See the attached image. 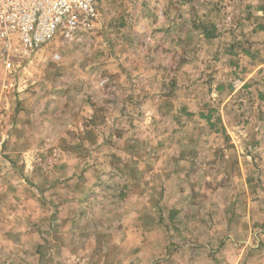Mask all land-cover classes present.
<instances>
[{
	"label": "rangeland",
	"instance_id": "rangeland-1",
	"mask_svg": "<svg viewBox=\"0 0 264 264\" xmlns=\"http://www.w3.org/2000/svg\"><path fill=\"white\" fill-rule=\"evenodd\" d=\"M187 4L193 6L191 3ZM167 6V0H100L95 17L87 26L81 27L71 40L64 41L57 35L44 45L36 56L18 66L14 73L8 74L3 68L4 79L5 81L14 79L16 85L23 79L24 86L33 91L53 92L56 88L59 90L63 87L64 90H71L79 95L77 99L73 98L71 103L78 104L79 101L81 106H86L83 96L89 95L91 97L89 104L95 105L94 111L97 113L92 114L96 118L95 121L105 120L106 124L108 122L105 130L93 127L92 132L107 134V140L104 137L99 138V141L104 139L106 143L100 147L99 152L90 149L87 153L88 147L82 142L79 150L86 156L96 152L99 158L95 163L96 169L107 168L110 171L116 169L115 165L105 162L102 158L109 155L118 159V155L122 157L123 153L127 152L130 162L126 167L132 170L140 167L144 173L143 181L147 182L142 194L144 205H148L146 199L151 197L149 205H159L158 203L188 205L185 206L186 215L179 216L180 222L176 220L180 225L188 222L190 214L198 213L197 216L200 214L204 216L197 205H209L210 208H215L212 205H233L232 215L241 220L240 224L236 225L235 234H238L237 232L242 234L243 230L247 232L249 229L251 233L264 234L263 68L255 67L245 57H241L243 60L237 65L236 55L234 57L231 54L223 55L224 53L222 61L214 62L213 48L220 43L216 40L211 43L213 44L211 47H207L209 48L207 61L199 66L197 65V61H200L199 54L205 48L197 47L198 44L192 34L188 35L190 37L187 40L188 44L181 40L178 47V43L174 42L152 43V33L148 32L149 28L147 30L148 25L152 24L150 18L156 11L166 9ZM213 6L215 8V5ZM207 29L210 30L209 26ZM223 38L225 39L223 43L227 45L223 49L231 50L232 39L229 35L227 37L223 35ZM192 43L196 46L192 47ZM169 48H177L175 57L167 52ZM252 53L257 52L252 50ZM55 55L58 58H55ZM14 83L7 88L5 87L7 82H4L0 88L11 89L15 87ZM49 99L52 97L46 100L47 103H50ZM71 103L63 104L62 101L58 104L59 107L70 105L60 121L73 120L75 123L91 121L84 118L83 114L77 116L70 113ZM53 105L56 106V103ZM59 110L63 112V108ZM201 114L210 115L215 128L223 129V133L215 134V130H209L206 121L200 117ZM46 119L49 122H56L55 109ZM201 127L199 136L201 138L204 136V142L200 150L204 147L208 155L206 171L201 165L200 175L206 173L203 181L207 185L202 187L201 193L193 194L185 184L186 179L192 181L194 178L191 174L186 178L185 174L188 173L190 164L196 163L185 159L177 163L173 161V156L176 157L178 151L181 157L185 154L187 133L194 130L196 137V129ZM82 130L80 128L76 132L77 138L84 142ZM217 140L221 144L218 149L214 146ZM37 150H40L39 147L34 150L32 156L38 153ZM43 150L52 153L54 147H45L41 149ZM200 150L192 149V152L198 153ZM140 155L145 157L132 161V157L135 160L136 156ZM48 158L50 159V154ZM48 164L51 166L50 162ZM81 165L85 169L87 163ZM22 166L18 167L23 168ZM176 170L180 171L174 175ZM120 182V178L111 180V184ZM159 185H164L166 187L164 190L169 191L170 197L165 204L163 197L165 192H159ZM180 187L182 191L178 193ZM151 188L154 189V195ZM80 191L84 192L83 187ZM128 193L130 195L128 197L133 198L128 204L135 205L136 194L131 193L138 192L136 189H129ZM104 194L107 195L104 205L115 204V197L110 191H105ZM10 197L11 205H24L21 202L24 199L23 195L17 196L13 193ZM6 198L8 199L7 196H0V201ZM81 201V205H84L85 199L81 198ZM81 212L86 213L82 206ZM229 212L230 209L222 218L226 219ZM85 216L81 217L79 243L77 246L73 245L76 246L77 252L71 254V258L64 259L71 264H94L99 258L95 251L104 248L95 247L93 238L89 241L91 236L85 232L84 227H89L91 233L93 222L92 226L89 222L84 226ZM8 217L9 210L5 206L0 208V264H39L40 258L37 260V257L26 254L31 249L29 244L33 242L23 240L8 242L3 236L31 232L41 236L45 228L38 224L28 226L32 227V230L27 229V226H20L25 218L22 210H15L14 215L10 219ZM14 221L18 225H9ZM105 227L108 234L117 232L115 223H111L110 226L107 224ZM46 229L53 235L54 242L46 243L53 253H56L55 249L58 248L56 244H60V248L65 244L64 249L69 251V247L72 246L68 241L61 243L54 239L56 231L54 222L53 224L49 222ZM243 240L245 239L241 238V241ZM165 242L166 240L159 244L163 245ZM115 244L110 241L105 248H116ZM243 244L241 242V245ZM177 245L180 247L181 244ZM12 250L18 252L17 258L8 259L10 258L8 253H12ZM53 253L50 252V257L44 258L45 262L59 264L60 260H56Z\"/></svg>",
	"mask_w": 264,
	"mask_h": 264
},
{
	"label": "crops",
	"instance_id": "crops-1",
	"mask_svg": "<svg viewBox=\"0 0 264 264\" xmlns=\"http://www.w3.org/2000/svg\"><path fill=\"white\" fill-rule=\"evenodd\" d=\"M167 3L166 9L156 11V14L150 18L152 24L148 25L147 30L149 28L148 32L152 33V43L174 42L178 43V47L181 45V40L188 44L187 40L190 38L188 35L192 34L198 44L197 47L206 50H202L199 54L201 62L197 61V65L200 66L207 61L209 54L207 47H211L213 45L211 43L216 40L220 43L215 49L213 48L214 62L218 63L222 61L223 55L231 54L234 57L237 56V65L243 60L241 57H245L248 62L255 67H262L264 71V0H217V2L213 0H167ZM208 26L215 29V37L205 40L201 29ZM223 35L226 37L229 35L232 39L233 49L232 47L229 51L223 49L227 47L223 43L225 41ZM193 46L196 45L192 43ZM168 50L170 52H167L171 53L170 56H176L177 48ZM252 50H256L257 53H252ZM257 56L259 58H256ZM4 82H7L5 87L8 88L15 81L14 79L5 81L3 66L0 64V87H3ZM22 82H24L23 79L18 81V85L14 83L13 86H18L17 89L15 87L6 90L0 88V196L8 197L7 200L0 201V208L5 206L9 210L10 217L14 215L15 210L24 211L25 218L19 224L20 226H27V229L32 230V227L28 226L38 224L45 229L41 236H36L32 232L7 234L3 236L5 241L33 242L29 244L31 249L27 251V256L32 255L37 257V260L40 258L39 264H48L44 258L50 257V252L53 253V251L46 243L54 241L53 235L46 227L49 222L52 224L54 222L56 226L54 239L61 243L68 241L72 247L66 251L65 244L62 248L59 247L60 244H56L58 248L53 254L56 255V260H60L59 264H71L70 261H64V259L71 258V254L77 252L75 248L79 243L81 217L86 215L83 225L89 222L92 226L91 222H93L91 233L88 230L89 227H84L85 232L91 236L89 241L93 238L95 247L104 246L103 249L95 251L99 258L94 264H264V234L251 233L250 229L247 232L243 230L242 234L239 232L235 234L236 225H239L241 220L232 215L233 205H212L215 208H210L209 205H197L204 216L201 214L197 216L198 213L190 214L191 218L188 222L180 225L179 216L186 215L185 206L188 207V205L179 203L149 205L152 197L146 199L148 205H144L142 194L147 182L143 181L144 173L140 167H137V170L126 167V164L130 162L127 152H124L122 157L118 155V159L109 155L102 158L105 162L115 165L114 171L107 168L96 169L95 163L99 159L97 153L92 152L88 156L81 154L80 142L88 147L87 153L90 149L91 151L96 149L99 152L100 147L106 145L105 140L99 141V138L104 137L107 140V134L100 132L94 134L92 130L96 127L103 131L107 128L108 122L106 124L105 120L95 121L96 118L92 114L97 113L94 111L95 105L89 104L91 99L89 95L83 96L86 106H81L79 101L78 104L77 102L71 103L73 98L79 97L71 90H64L60 87L59 90L56 88L53 92L33 91L24 86ZM51 97L50 103H47L46 100ZM53 100L56 106L53 105L55 104ZM62 101L63 104L71 103L70 113L77 116L83 114L84 118L91 119V121L82 123L80 121L75 123L73 120L71 122L60 121L65 110L70 106L61 105L59 107L58 104ZM59 108H63V112ZM54 109L55 123L46 119L48 115H52ZM82 109L84 111H81ZM80 128L83 129L84 142L81 138H77L76 130ZM196 130V137L194 130L187 133L185 154L181 157L178 151L176 157L173 156V161L177 163L184 159L196 163L195 165L190 164L189 171L185 174L186 178H189L190 174L194 178L192 181L186 179L187 184H185L189 192L193 194L201 193L202 187L207 185L203 181L206 173L200 174L201 165L206 171L208 152L204 147L200 150L204 142V136L202 135V138L199 136L202 127ZM135 142L138 144L137 141ZM178 143H180L179 140ZM137 144L134 143L138 146ZM220 145L217 140L214 146L218 149ZM50 146L54 147L52 153L41 151ZM37 147L40 150L32 156ZM192 149L201 152H192ZM48 154H50V159ZM134 157H132L133 162L145 156H136L135 160ZM28 158L31 159L28 160ZM84 162L87 163L85 169L81 165ZM179 171L176 170L174 175ZM112 178H120V184H111ZM159 186V192H165L163 196L165 204L170 197L169 191L164 190L166 189L164 185ZM82 187L83 193L80 191ZM129 189H136L138 192L131 193L137 195L134 198L135 205L134 203L128 204L131 199L133 200L132 196L131 199L128 197ZM137 189L142 191L139 192ZM105 191L113 194L115 204L104 205L105 196H107L104 194ZM178 191V193L182 191L181 187ZM13 193L17 196L23 195L25 200L21 202L24 205H11L10 196ZM151 193L154 195L152 188ZM81 198L85 199L84 205H81ZM81 206L86 213L81 212ZM229 206L232 207L229 208ZM228 209H230L229 216L226 219L222 218L226 216L225 212ZM218 213L219 216H217ZM176 220L179 222L176 223ZM111 223L117 224V232L114 234H108L105 230L107 228L105 226L107 224L110 226ZM9 225H18V223L14 221ZM241 238L245 240L241 241ZM165 240V244H159ZM110 241L116 243V248H105ZM241 242L246 245H241ZM261 242L262 245H260ZM177 244H181L180 247ZM12 251L8 253L10 257L8 259L17 258L18 252Z\"/></svg>",
	"mask_w": 264,
	"mask_h": 264
},
{
	"label": "built area",
	"instance_id": "built-area-1",
	"mask_svg": "<svg viewBox=\"0 0 264 264\" xmlns=\"http://www.w3.org/2000/svg\"><path fill=\"white\" fill-rule=\"evenodd\" d=\"M99 1L0 0V64L4 70L14 73L57 35L71 40L95 17Z\"/></svg>",
	"mask_w": 264,
	"mask_h": 264
},
{
	"label": "trees",
	"instance_id": "trees-1",
	"mask_svg": "<svg viewBox=\"0 0 264 264\" xmlns=\"http://www.w3.org/2000/svg\"><path fill=\"white\" fill-rule=\"evenodd\" d=\"M209 29L210 30H208L206 27H204L203 29H201L202 30L203 38L205 40H209V39H212V38L215 37V29L214 28H209ZM200 117L203 118L206 121L207 125L209 126V130H211V131L212 130H215V134H218L217 132L223 133V129H217V128H215V124L211 121L210 115H203V114H201Z\"/></svg>",
	"mask_w": 264,
	"mask_h": 264
}]
</instances>
